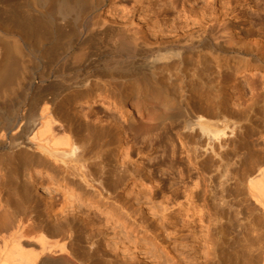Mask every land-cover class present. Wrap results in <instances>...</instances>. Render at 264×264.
<instances>
[{
	"label": "bare ground",
	"instance_id": "6f19581e",
	"mask_svg": "<svg viewBox=\"0 0 264 264\" xmlns=\"http://www.w3.org/2000/svg\"><path fill=\"white\" fill-rule=\"evenodd\" d=\"M86 1L0 0V165L5 168L0 181V264H134L103 252L99 232L85 233L72 208L75 201L65 199L67 203L64 207L61 204L60 211L46 213V206L31 193L34 179L27 173L34 166L49 169L58 180H67L79 190L78 199L94 198L86 186L112 191L129 171L127 156L120 165L114 161L126 149L116 134L160 128L174 116L168 87L183 84L189 76L190 99H182V118L174 127L183 136L201 127L200 151L206 159L201 166L217 159L216 167L208 170L221 183L228 169L241 180L249 177L251 189L264 205V136L247 127L255 109L250 107V114H234L238 124L233 131L235 127L243 129L247 138L255 140L256 148L246 138L237 142L230 149L235 156L232 162L223 157L228 152V135L216 126L233 116L224 102L228 63L232 58L242 59L239 64L264 63L257 50L249 46L248 30L231 21L227 1L205 2L209 16L196 34L169 31L154 42H144L131 16L106 24L103 32L96 28V34L86 42L101 35L106 43L105 59L85 41L74 47L75 40L67 32L71 15L83 9ZM138 9L133 6L131 13ZM93 55L99 57L91 58ZM39 60L42 67L35 73L33 66ZM138 68L150 76L142 78L141 84L135 76ZM70 70L74 74L69 75ZM106 85L119 96L123 125L117 121L93 124L86 120V113L74 109L78 99L99 94ZM148 96L153 102L151 119L148 125H140V116L128 100L144 103ZM215 145L221 149L216 151ZM49 179L52 183L53 178ZM250 238L246 251L240 248L241 252L218 253L214 262L207 264H264V240Z\"/></svg>",
	"mask_w": 264,
	"mask_h": 264
},
{
	"label": "rangeland",
	"instance_id": "374dc122",
	"mask_svg": "<svg viewBox=\"0 0 264 264\" xmlns=\"http://www.w3.org/2000/svg\"><path fill=\"white\" fill-rule=\"evenodd\" d=\"M206 1L88 0L83 9L71 15L67 32L75 40L74 47L85 41L93 46L92 51L105 59L108 55L101 35L92 37L95 40L92 39L91 43L86 42L96 28V31L103 32L106 24L131 16L134 28L144 42H154L169 31L172 34L176 31L185 35L196 34L202 29L203 20L209 16ZM223 1H227L229 6L231 21L233 19L248 30L249 46L257 50L264 60V0ZM133 6L139 9L131 13ZM98 57L93 55L91 58ZM239 60L242 59L232 58L228 63L229 78L224 102L233 116L249 113L247 110L254 108L256 112L251 113L247 127L261 131L264 136V63L249 61L239 64ZM213 65L212 74L215 71ZM41 67L42 62H37L33 71L36 73ZM137 71V84H141L145 76L150 77L145 69L138 68ZM68 73L72 75L74 71ZM189 78L183 84H176V88L168 87L167 97L174 116L165 120L160 128L147 133L126 130L116 134L126 149L122 152L119 149L120 153L114 161L120 165L122 158L127 156L129 171L112 191L86 186L92 190L94 198L78 199L79 190L70 186L67 180H58L49 169L34 166L31 173H27V176L32 174L34 179L31 193L46 206L45 212L60 211L66 200L75 201L72 208L85 233L95 235L99 232L103 252L134 264H207L214 262V255L218 253L246 251L249 237L264 240V205L251 189L249 177L241 180L228 169L225 182L221 183L217 175L212 178L208 169L216 167L217 159L213 163L206 161V166H201L206 160L200 151L204 130L197 126L187 132L188 136H183L178 127H174L182 118V99H190ZM107 86L99 94L78 99L74 109L86 113V120L93 124L121 122L120 125H123L122 118H119L122 112L119 96ZM151 97L148 96L144 103L133 98L128 100L140 116V125L150 122ZM233 116L231 121L223 123L226 126L216 125L224 128L228 135L225 137L229 143L228 152L223 157L231 162L235 156L230 149L244 138L256 148L253 145L255 140L247 138L243 129L235 127L233 131L234 125L238 124ZM215 146L216 151L221 149L219 145ZM219 158L222 159L221 156ZM49 174L53 178L52 183L49 182ZM4 177L5 168L1 164L0 181ZM72 192L73 198L70 197ZM63 195L69 196V199L63 198ZM74 198L77 200H72ZM66 264L72 263L67 261Z\"/></svg>",
	"mask_w": 264,
	"mask_h": 264
}]
</instances>
